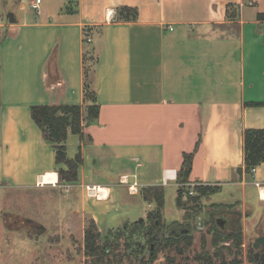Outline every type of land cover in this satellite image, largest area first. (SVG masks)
I'll return each instance as SVG.
<instances>
[{
	"label": "crops",
	"instance_id": "crops-1",
	"mask_svg": "<svg viewBox=\"0 0 264 264\" xmlns=\"http://www.w3.org/2000/svg\"><path fill=\"white\" fill-rule=\"evenodd\" d=\"M123 6L137 8V18L117 20ZM34 10L15 22L0 15V187L101 188V198L82 192L79 205L105 231L155 207L139 196L142 187L161 185L165 196L173 187L177 200L179 171L193 153L186 186H236L245 200L260 183L264 200L256 180L264 163L244 169V132L264 128V105L254 104L264 103V0H41ZM85 27L100 114L67 136V158H80L68 180L60 171L69 164L57 162L32 106L85 108ZM47 174L56 182L43 183Z\"/></svg>",
	"mask_w": 264,
	"mask_h": 264
},
{
	"label": "rangeland",
	"instance_id": "rangeland-1",
	"mask_svg": "<svg viewBox=\"0 0 264 264\" xmlns=\"http://www.w3.org/2000/svg\"><path fill=\"white\" fill-rule=\"evenodd\" d=\"M30 1L0 0V15L9 21L10 15L15 14L30 17L33 15ZM22 5L24 10L20 9ZM91 41H88L87 46L90 65L95 60V49ZM256 180L264 183V178ZM197 185L188 184L186 187L194 194ZM167 189L164 223L170 225L178 221L177 228H172L186 230L192 238V244L187 246L183 243L181 246L184 252L180 254L175 247L162 249L160 246L153 264H169L168 254L176 257L174 264H201L196 259L198 254L223 251L228 255V248L238 254L242 264H261V260L257 261L255 258L260 249L254 247L256 239L264 236V200L260 199L258 184L248 186L245 200L238 199L244 197L240 189L239 191L236 186L229 185L224 186L222 191L203 195L200 199H194L185 192V208L178 207L175 189ZM127 191L130 194L137 192L133 186H129ZM82 192L86 197L99 198L91 195L88 187L80 193L75 188L59 183L39 184L29 188L1 186L0 264H88L85 255V229L91 225L92 219L81 212L79 204ZM138 193L143 198L141 189ZM142 206L143 213L149 210L145 201ZM117 213L119 212L109 213L111 219L115 217V222L118 221L115 216ZM147 215L142 218L148 222ZM123 226L101 231V241L109 235L110 230L116 231ZM164 232L168 237L172 235L169 229L165 228ZM124 240V237L120 239L122 250ZM143 244L145 258L148 260L151 248L158 245L147 240Z\"/></svg>",
	"mask_w": 264,
	"mask_h": 264
},
{
	"label": "trees",
	"instance_id": "trees-1",
	"mask_svg": "<svg viewBox=\"0 0 264 264\" xmlns=\"http://www.w3.org/2000/svg\"><path fill=\"white\" fill-rule=\"evenodd\" d=\"M138 10L135 7L123 6L119 9L117 20L136 19ZM257 19L264 22V12H259ZM92 28L85 27V42L91 38ZM2 34L0 29V43ZM89 53L85 50L84 63V106L81 105H34L32 106V117L43 130L45 137L54 143L57 162H66L69 164V170H61V178L68 180L76 179L77 167L80 158L69 160L66 154V139L69 132L81 134L85 125L94 122L99 118L100 104L97 100V91L94 87V66L89 64ZM255 105H264V103H254ZM193 153L185 155L183 166L178 174V183L180 191L177 196V205L179 208H185L184 193L192 195L194 199H200L203 195L215 194L221 190V187H215L198 184L194 194H191L187 183H190L189 176L192 170ZM264 163V128H250L244 132V169L247 172L253 171L255 167ZM242 171V167L239 168ZM141 193L143 199L150 203H155V207L148 212L147 221H138L127 223L116 231L110 230L109 235L104 237L99 230L96 222L92 220L91 225L85 229V255L88 258V264H153L162 249L175 247L177 253H183V243L187 246L192 244V238L183 228L175 230L172 227L179 225L178 221L170 225L164 223V210L166 203L165 188L161 185H149L142 187ZM196 194V195H195ZM195 195V196H193ZM168 226V228H167ZM171 230V236H166L164 230ZM119 230V231H118ZM124 237V250L121 249L120 239ZM154 242L158 246L154 248L149 259L143 257V242ZM229 254L223 251H217L214 254H198L196 259L201 264H242L238 254H235L231 248H228ZM169 264L176 262V257L167 255Z\"/></svg>",
	"mask_w": 264,
	"mask_h": 264
},
{
	"label": "built area",
	"instance_id": "built-area-1",
	"mask_svg": "<svg viewBox=\"0 0 264 264\" xmlns=\"http://www.w3.org/2000/svg\"><path fill=\"white\" fill-rule=\"evenodd\" d=\"M32 7L35 9V10H38L39 9V4L41 3V0H33L32 2ZM92 39L91 38H88L87 41H91ZM254 170V169H253ZM258 185H260V183H257ZM89 191H90V194L93 195V196H98V197H103V195H98V193H101V190L95 186L93 187H88ZM94 190H97L96 192H94ZM100 191V192H99ZM103 192V191H102ZM191 194H193V191H190Z\"/></svg>",
	"mask_w": 264,
	"mask_h": 264
},
{
	"label": "bare ground",
	"instance_id": "bare-ground-1",
	"mask_svg": "<svg viewBox=\"0 0 264 264\" xmlns=\"http://www.w3.org/2000/svg\"><path fill=\"white\" fill-rule=\"evenodd\" d=\"M43 183H55L56 182V175L54 174H47L44 177L41 178ZM101 190V194L99 195H105V193L102 192V189L99 188ZM97 190H94V192ZM100 192V191H99ZM261 196L262 198H264V187L261 189Z\"/></svg>",
	"mask_w": 264,
	"mask_h": 264
},
{
	"label": "flooded vegetation",
	"instance_id": "flooded-vegetation-1",
	"mask_svg": "<svg viewBox=\"0 0 264 264\" xmlns=\"http://www.w3.org/2000/svg\"><path fill=\"white\" fill-rule=\"evenodd\" d=\"M153 248L154 247L151 248L149 255L153 253ZM257 249H260V251L255 254V258L257 259V261L261 260V264H264V245L262 242L259 243V247ZM143 257L145 258V248H144Z\"/></svg>",
	"mask_w": 264,
	"mask_h": 264
},
{
	"label": "water",
	"instance_id": "water-1",
	"mask_svg": "<svg viewBox=\"0 0 264 264\" xmlns=\"http://www.w3.org/2000/svg\"><path fill=\"white\" fill-rule=\"evenodd\" d=\"M11 16V22H15V18H14V16L13 15H10ZM138 221H143V218H140ZM260 242H262L263 243V245H264V236L263 237H258L257 239H256V242L254 243V247L255 248H258L259 247V243Z\"/></svg>",
	"mask_w": 264,
	"mask_h": 264
}]
</instances>
